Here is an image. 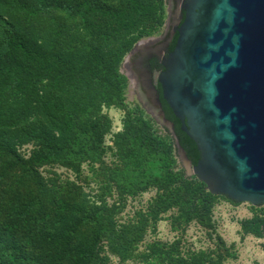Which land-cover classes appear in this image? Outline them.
Instances as JSON below:
<instances>
[{"label": "trees", "instance_id": "trees-1", "mask_svg": "<svg viewBox=\"0 0 264 264\" xmlns=\"http://www.w3.org/2000/svg\"><path fill=\"white\" fill-rule=\"evenodd\" d=\"M164 16L165 0H0V186L15 178L17 167L23 170L0 213V264H95L103 241L121 261L130 257L143 225L117 227L115 207L51 190L33 177L34 192L25 178L46 164L78 172L100 159L111 124L102 107L123 103V58L163 26ZM165 115L195 165L196 145L167 107ZM117 137L124 184L179 186V196L159 201L162 211L180 204L185 221L208 214L216 197L195 176H185L173 145L148 122L127 119ZM28 143L38 149L22 165L18 150ZM263 223L243 226L260 235ZM174 250L162 253L159 263L217 264L204 253L182 257Z\"/></svg>", "mask_w": 264, "mask_h": 264}, {"label": "water", "instance_id": "water-1", "mask_svg": "<svg viewBox=\"0 0 264 264\" xmlns=\"http://www.w3.org/2000/svg\"><path fill=\"white\" fill-rule=\"evenodd\" d=\"M175 1L173 16L182 10L183 18L157 80L198 151L192 165L173 137L182 165L210 194L258 207L264 203V0ZM151 40L129 52L125 74L159 49ZM162 122L173 128L164 116Z\"/></svg>", "mask_w": 264, "mask_h": 264}, {"label": "rangeland", "instance_id": "rangeland-1", "mask_svg": "<svg viewBox=\"0 0 264 264\" xmlns=\"http://www.w3.org/2000/svg\"><path fill=\"white\" fill-rule=\"evenodd\" d=\"M166 2L167 0L163 26L153 35L137 41L134 46L140 41L156 38L163 33L167 22ZM128 54L129 52L119 68V73L124 78L121 90L123 103L116 107H102L101 113L110 119L111 124L110 130L103 137L100 159L96 162H85L78 172L56 163L46 164L35 168L37 175L27 176L25 178L27 183L35 192L37 190L35 178L51 190L63 194L73 192L74 195L85 196L96 205L115 207L113 218L117 227L143 225L142 238L130 257L121 261L109 248L108 243L103 241L98 246L95 264H161L159 261L163 259L162 253L171 247H175L173 251L175 255L191 257L204 253L214 257L217 264H264V223L260 235L246 231L243 226L255 220H264V203L254 207L249 203H235L223 196H215L206 216L185 221L180 204H172L165 211L159 206L161 199L167 200L172 194L179 196L178 192L181 189L179 186L159 188L146 183L139 186L133 181H130L131 186H127L122 180L125 178L124 175L122 179L118 178L124 162L121 161L116 142L117 136L124 132L127 119L136 123L148 122L166 145L170 143L173 145L177 167L183 170L187 178L192 177L182 165L172 134L148 115L132 95L133 89L123 70V63ZM37 149L36 143H28L21 147L18 150L21 164L28 163ZM22 173V167H17L11 172L15 178L11 176L0 186V213H5L7 190L17 188L16 181ZM123 185L126 191L122 189Z\"/></svg>", "mask_w": 264, "mask_h": 264}, {"label": "flooded vegetation", "instance_id": "flooded-vegetation-1", "mask_svg": "<svg viewBox=\"0 0 264 264\" xmlns=\"http://www.w3.org/2000/svg\"><path fill=\"white\" fill-rule=\"evenodd\" d=\"M175 4V0H167V22L163 33L151 40L155 47L160 46L159 49L148 51L142 55L139 66H134L135 69L132 67L133 71L128 72L126 68L124 69L131 82L132 95L140 102L144 111L161 123L176 140L174 124L170 121L173 126L171 129L162 122L163 116L166 118L165 107L168 108V106L162 97V90L157 80L159 73L164 70L163 62L173 50L174 40L176 41L177 32L174 29L181 24L183 18H180L183 16L182 10L177 17L173 16ZM174 20H176L175 23Z\"/></svg>", "mask_w": 264, "mask_h": 264}]
</instances>
